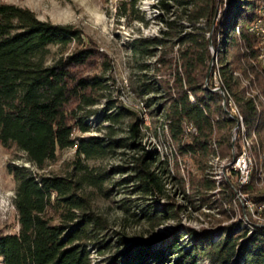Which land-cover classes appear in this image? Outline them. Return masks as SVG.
<instances>
[{"label": "trees", "instance_id": "1", "mask_svg": "<svg viewBox=\"0 0 264 264\" xmlns=\"http://www.w3.org/2000/svg\"><path fill=\"white\" fill-rule=\"evenodd\" d=\"M259 1L156 0L158 18L165 25L160 37L139 36L128 42L135 57L158 53L150 67L154 80L142 79L137 88L141 95L153 94L147 104L155 101L163 109L161 130L170 140V154H160L156 147L144 149L114 171L127 173L121 181L132 183L131 192L152 199V204L138 208L139 218L152 227L177 218L185 209L165 193L160 166L168 163L169 156L174 169L179 158H186L200 172L198 179L190 176V186L201 204L207 199L204 192L215 188V178L206 173L209 156L213 147L221 156L231 154V129L240 131L229 97L239 108L247 132L254 131L264 148V105L245 96L239 78V74L251 75L264 95L258 39L248 30ZM136 4L137 0H119L118 14L142 19ZM222 5L225 15L209 36V25ZM210 43L216 48V63ZM101 54L76 26L42 20L28 7L0 1V144L22 151L37 170L8 163L15 181L17 230L0 233V264H264V221L258 222L247 210L251 228L240 219L218 223L217 229L197 230L177 223L169 241L157 244L154 239L119 237L115 253L93 262L90 239L106 222L94 212L90 192L101 191L107 171L90 161L120 146L135 151L143 138L139 113L106 94L108 77L101 71L110 68V60ZM146 66L139 65L141 70ZM97 67L100 72L91 73ZM215 70L219 85H213ZM101 98H105L102 115L109 122L103 127L107 135L82 136L89 129L85 119L96 112L92 106ZM125 117L131 119L128 143L123 137H112L114 125ZM70 147L74 159L69 169L60 174L43 171ZM234 188L227 185L220 190L222 198L231 201ZM241 189L264 217V191L256 187L253 175ZM219 211L225 218L234 212L233 207L229 213L223 206ZM184 234L189 239H181Z\"/></svg>", "mask_w": 264, "mask_h": 264}, {"label": "rangeland", "instance_id": "2", "mask_svg": "<svg viewBox=\"0 0 264 264\" xmlns=\"http://www.w3.org/2000/svg\"><path fill=\"white\" fill-rule=\"evenodd\" d=\"M0 1L28 7L42 20H49L54 23H70L79 28L86 39L92 41L97 51L110 60V68L101 71L105 77H108L106 78L109 85L106 90L108 97L135 109L142 119L140 130L143 133V138L139 140L140 144H138L135 151L129 146H120L106 157L90 161L99 169L107 171V179L104 181L101 191L91 190L90 192L94 212L106 222V227L99 230L98 234L90 239L89 247L94 263L100 262L103 257L118 250L116 240L119 237L136 240L154 239L158 244L170 240L173 227L177 223L179 227L189 225L197 230L203 227L217 229L218 223L228 224L235 219H240L243 225L251 228V224L247 222L246 210L251 212V215L258 222L264 221L260 209H255L256 206L251 201L248 192L238 186L236 175L228 169L227 164L233 154L240 149L238 141L241 140L243 149L247 148L246 150L250 154L248 155L251 160L253 182L260 191H264V182H261V179H264V166H262L264 148L261 147L254 131L251 134L247 132L245 124L244 133L248 141L245 142L246 144L242 142L241 133H237V129H231V154L221 156L218 148L213 147L206 173L208 177L215 178L216 186L214 189L204 192L207 199L203 204L200 202L201 199L197 198V193H192L191 190L190 176L194 175L198 179L201 174L195 169L190 160L179 158L177 170L174 169V163H172L170 156L168 163L161 164L160 169L163 170L160 171L159 169V171L165 182L166 195L178 199L183 203L185 209L179 213L177 218L165 219L155 227H152L146 220L140 219L138 215L139 205H150L152 199L131 192L132 183L121 181L127 173L114 171V168L118 165H128L131 155L136 154V152L140 154L144 149L150 150L152 147H156L160 154H170V140L166 135L164 136L161 130L163 109L159 108L158 103L155 101L147 104L145 100L153 94L141 95L137 88L139 81L142 79L146 82L154 80L151 76L150 67L158 53L152 56L135 57L128 45V42L134 37H160V29H164L165 25L158 18L161 11L154 6L156 0H137L138 15L142 16V19H128L120 16L118 14L119 0ZM224 15L225 6L222 5L217 9L215 17L209 25V31L207 32L209 36L216 32L217 26ZM210 49L213 54V62L216 63V48L212 43H210ZM51 51L55 55L54 47ZM140 64L147 65L146 69L141 70ZM100 69L99 67L91 69V73L100 72ZM215 72L217 70L213 72V85H219V77ZM239 78L241 87H244L245 96L254 97L256 105H264V95L252 83L251 75L239 74ZM104 103L105 98H101L92 106L96 109V112L85 119L89 129L81 133L82 136L107 135L103 128L109 123L102 115ZM130 122V118H122L119 123L114 125L112 137L126 139ZM125 141L129 142L128 139ZM73 159L74 148L63 149L54 161L47 163L43 171L47 173H64L71 167ZM11 161L27 166L31 172H37L33 165L26 160L22 151L6 149L0 144V233L15 232L17 230V215L13 205L15 181L7 167ZM175 173L178 177L174 176ZM226 184L235 185V194L231 201L222 198V191L220 190H226ZM163 199L167 200V197H163ZM246 200L251 201L249 206L246 204ZM238 204H241L243 208L240 209ZM221 206L228 209V212L233 207L234 212H229V217L225 218L226 216L219 211ZM181 239L187 240L189 238L184 234Z\"/></svg>", "mask_w": 264, "mask_h": 264}, {"label": "built area", "instance_id": "3", "mask_svg": "<svg viewBox=\"0 0 264 264\" xmlns=\"http://www.w3.org/2000/svg\"><path fill=\"white\" fill-rule=\"evenodd\" d=\"M248 29H251V32L257 37L258 39L257 57L259 61H264V3H262V6L258 10L257 18H255L248 25ZM232 117H233V114H232ZM234 140H235V137L233 134V141ZM238 143H239L240 149L236 153H234L233 156L231 157L228 169H230L231 172L235 173L236 178H237L236 182H242V186H244L245 184H247L246 182V156H245V151H243L241 141H238ZM261 182H264V179H261ZM246 204L249 206L251 204V201L246 200Z\"/></svg>", "mask_w": 264, "mask_h": 264}, {"label": "bare ground", "instance_id": "4", "mask_svg": "<svg viewBox=\"0 0 264 264\" xmlns=\"http://www.w3.org/2000/svg\"><path fill=\"white\" fill-rule=\"evenodd\" d=\"M262 3H264V0H261V1H259V3H258V5H257V13H258V10L260 9V7L262 6ZM256 18H257V16H256ZM249 31H251V29H248ZM257 59H258V57H257ZM258 61H259V59H258ZM260 62V65L261 66H264V61H259ZM215 74H217L216 72H215ZM218 76V75H217ZM218 78V77H217ZM228 101H229V103L231 104V111H232V113L233 114H235L236 116H237V118H238V127H239V129L241 130V131H239L240 133H241V135H240V137L242 136V142L243 143H245V142H248L247 141V139H246V137L247 136H245V133H244V124H243V118H242V116H241V114H240V112L238 111V108H237V106L234 104V102L232 101V98L231 97H229L228 98ZM239 137V136H238ZM239 137V138H240ZM241 141V140H240ZM246 144V143H245ZM246 147V146H245ZM247 149V148H246ZM246 149H243V151H245V156H246V182L248 183L249 182V179H250V174H251V160H250V157H249V153L247 152V150ZM249 154V155H248ZM229 162H230V160L228 161V166H229ZM226 165V164H225ZM261 175V174H260ZM238 183V186L239 187H242V182H237ZM237 183H236V186H237ZM260 208V207H259Z\"/></svg>", "mask_w": 264, "mask_h": 264}, {"label": "water", "instance_id": "5", "mask_svg": "<svg viewBox=\"0 0 264 264\" xmlns=\"http://www.w3.org/2000/svg\"><path fill=\"white\" fill-rule=\"evenodd\" d=\"M212 65V62L210 63V66ZM210 66H209V68H210Z\"/></svg>", "mask_w": 264, "mask_h": 264}]
</instances>
